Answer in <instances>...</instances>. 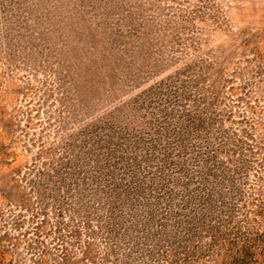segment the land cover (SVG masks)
Segmentation results:
<instances>
[{
    "label": "rangeland",
    "instance_id": "rangeland-1",
    "mask_svg": "<svg viewBox=\"0 0 264 264\" xmlns=\"http://www.w3.org/2000/svg\"><path fill=\"white\" fill-rule=\"evenodd\" d=\"M0 264H264V0H0Z\"/></svg>",
    "mask_w": 264,
    "mask_h": 264
}]
</instances>
